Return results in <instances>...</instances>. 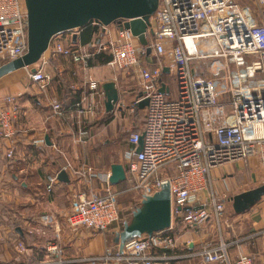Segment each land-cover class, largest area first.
Returning a JSON list of instances; mask_svg holds the SVG:
<instances>
[{
    "label": "built area",
    "instance_id": "2783aa9c",
    "mask_svg": "<svg viewBox=\"0 0 264 264\" xmlns=\"http://www.w3.org/2000/svg\"><path fill=\"white\" fill-rule=\"evenodd\" d=\"M152 30L143 45L127 28L118 25L115 37L84 46L66 44L60 34L54 36L41 59L29 67L33 83L45 89L51 76L46 66L57 57L82 63L100 52L108 53L118 70L137 75L142 96L131 112L147 98L144 123L132 131L128 142L133 149L126 165V185L117 189L107 180L104 194L73 195L71 210L65 217L70 228L106 231L120 220L119 199L134 193L140 202L170 184L173 221L171 227L143 234L127 242L106 246L103 253L85 260L93 264H176L195 260L201 264H255V258L239 252L232 262L230 250L243 241L264 234V229L232 241L194 251L177 252L173 233L175 225L200 227L212 220L220 234L227 223L226 191L218 193L211 172L238 161L256 160L264 184V0L241 5L236 0H160ZM100 24V23H99ZM102 25V24H101ZM104 29L106 30L104 26ZM159 60L169 57L168 67L177 78V96L168 98L160 92L164 66L144 65L149 55ZM28 51V12L25 0H0V65L23 57ZM208 63V74L202 64ZM220 85V91L218 86ZM96 82L90 90L96 91ZM0 97V138L7 158L16 152L15 120L21 112L20 96ZM94 94L85 95L74 104L80 127L97 112ZM53 113L63 117V103L50 99ZM87 131L80 129L78 139ZM143 136V149L138 153ZM65 170L85 178L92 167L78 169L68 162ZM80 178V179H81ZM58 175L49 177V193ZM19 251H25L23 243ZM53 255L39 262L20 264H70L76 260L62 257L53 245Z\"/></svg>",
    "mask_w": 264,
    "mask_h": 264
},
{
    "label": "crops",
    "instance_id": "0c3cea01",
    "mask_svg": "<svg viewBox=\"0 0 264 264\" xmlns=\"http://www.w3.org/2000/svg\"><path fill=\"white\" fill-rule=\"evenodd\" d=\"M93 24L99 26V31L88 44L82 43V28L61 33L60 38L66 44L84 46L117 35V24L105 27L106 30L98 22ZM74 33H78L76 42L73 41ZM94 57L78 64L62 56L52 59L46 66L51 80L45 89L32 82L29 67L14 72L27 69L30 83L22 75L11 76L14 72L0 78V97L22 94L21 112L15 120L17 144L14 158H7L0 138V264L42 261L53 255V245L62 250L63 258L72 261L78 259L70 264H93L85 259L103 253L110 244H116L114 237L119 228L113 226L106 231H96L81 227L74 230L69 227L65 217L71 210L74 194H104L111 165L122 163L126 168L133 146L128 139L124 145H114L112 140L125 136L131 131V126L134 128L132 131L140 127L131 112L140 93L137 75L133 71L118 70L110 62L92 64ZM156 59L149 54L144 65L150 68L159 64L164 66L161 80L168 87L166 95L175 98L177 89L175 96H172L170 88V78L174 75L168 67L170 58L166 57L163 61ZM92 81L98 85L94 92L90 90ZM108 81H115L121 94L113 112H108L105 107L103 85ZM92 93L98 104L97 112L80 127L73 111L74 104ZM52 97L63 103L66 111L63 117L53 113L50 106ZM135 108L145 109L139 105ZM80 129L87 131L81 136V141L78 139ZM102 140L104 146L98 145ZM68 162L78 169L92 167L93 174L76 179L72 171L65 170ZM243 164H247L248 169ZM62 170L68 173L71 182L58 179L47 193L49 177L58 175ZM261 174L257 161L250 160L214 168L211 177L214 189L218 193L226 191L230 196L227 200L233 205L235 195L262 185L258 180ZM125 185L123 181L114 187L119 189ZM261 229H264V196L247 211H235L221 234L212 220L200 227H187L179 223L175 225L173 233L178 243L177 252L181 253L218 244L222 236L224 240L232 241ZM20 242L25 246L23 252L18 248ZM239 252L252 255L255 264H264V234L235 245L230 250L232 262ZM176 264L201 263L184 260Z\"/></svg>",
    "mask_w": 264,
    "mask_h": 264
},
{
    "label": "water",
    "instance_id": "95a60500",
    "mask_svg": "<svg viewBox=\"0 0 264 264\" xmlns=\"http://www.w3.org/2000/svg\"><path fill=\"white\" fill-rule=\"evenodd\" d=\"M28 12V51L18 59L0 65V78L21 68L35 65L49 48L54 36L67 31L81 29L98 22L104 26L117 24L121 28L130 29L143 45L148 44L146 33L152 30L151 18L159 8L160 0H25ZM78 33L73 34L77 41ZM148 54L152 49L148 47ZM105 107L113 112L121 99V94L115 81L103 85ZM168 87L162 83L160 92L166 93ZM143 93H139V97ZM148 99L138 104L145 108ZM122 109L121 106L118 107ZM48 141V137H47ZM49 142V141H48ZM143 149L141 136L136 152ZM62 182L70 183L71 179L65 170L58 174ZM110 183L119 184L126 180V168L122 163L111 165ZM264 196V184L235 195L233 207L237 213L245 212L254 206ZM173 221L170 184L167 183L154 195L146 196L132 213L130 220L123 223L122 230L115 233L114 242L120 251L127 242L142 236L153 235L154 232L168 229Z\"/></svg>",
    "mask_w": 264,
    "mask_h": 264
},
{
    "label": "rangeland",
    "instance_id": "374dc122",
    "mask_svg": "<svg viewBox=\"0 0 264 264\" xmlns=\"http://www.w3.org/2000/svg\"><path fill=\"white\" fill-rule=\"evenodd\" d=\"M238 1L241 5H245V4H253V0H236ZM153 22L155 21V15L153 16ZM114 25V24H113ZM115 26V25H114ZM155 58V57H154ZM157 60V59H156ZM208 63H205V64H202L201 67H200V70L206 74H208V66H207ZM28 70L27 69H23V70H20V71H17V72H14L11 74V76H21L22 75V78L25 79V81L27 83H30V78H29V75H28ZM24 73V74H22ZM171 82H170V88L172 89V96H175L176 94V89H177V78L175 75H172L171 76ZM38 86V85H37ZM134 118H135V121H138V124H140V127L141 128L143 126V123H144V116H145V111L144 109L142 110H139L138 108L135 110L134 113H132ZM139 115V116H138ZM139 119V120H138ZM134 128H132L131 126V131L133 130ZM131 131H129L128 133H125V136H123L122 138L119 137L114 139V141L112 140L113 144L117 145V144H120V145H124L126 140L128 139ZM112 142H111V145H112ZM103 140L100 141L98 143V145L101 144V146H104L103 145ZM113 145V146H114ZM244 167L246 166L247 167V164H243ZM248 169V167H247ZM222 170V169H220ZM230 196L228 195V198ZM227 198V199H228ZM226 199V206H227V218L231 219V217L235 214V211H234V208H233V205H232V202H229L228 200ZM228 201V202H227ZM119 204H120V220L118 223H116L114 226L119 228V231L122 230L123 228V223L124 221L126 220H130L131 217H132V213L133 211L138 207L140 206L141 202L139 200V196H137L136 194L134 193H131V194H128V195H125V196H122V198L119 199ZM226 241V240H225Z\"/></svg>",
    "mask_w": 264,
    "mask_h": 264
},
{
    "label": "trees",
    "instance_id": "16d2710c",
    "mask_svg": "<svg viewBox=\"0 0 264 264\" xmlns=\"http://www.w3.org/2000/svg\"><path fill=\"white\" fill-rule=\"evenodd\" d=\"M95 22V21H93ZM92 23H90L89 25H87L86 27L81 29V34H82V43L83 44H88L90 42L93 41L94 37L96 36V34L99 31V26L98 25H94ZM112 59L111 55L108 53H104V52H100L97 55H95L94 57V61L92 60L91 63L95 64V63H107L110 62ZM136 130H140V128L138 127ZM135 130V131H136Z\"/></svg>",
    "mask_w": 264,
    "mask_h": 264
}]
</instances>
